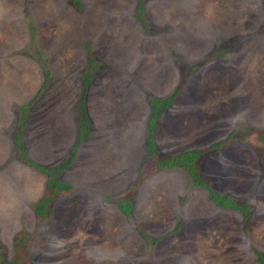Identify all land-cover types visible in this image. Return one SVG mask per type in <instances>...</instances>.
I'll list each match as a JSON object with an SVG mask.
<instances>
[{"label":"rangeland","instance_id":"obj_1","mask_svg":"<svg viewBox=\"0 0 264 264\" xmlns=\"http://www.w3.org/2000/svg\"><path fill=\"white\" fill-rule=\"evenodd\" d=\"M174 90L147 155L148 98ZM223 139L196 168L245 222L156 166ZM71 149L41 218L45 175L25 160ZM16 241L18 264H264V0H0V264Z\"/></svg>","mask_w":264,"mask_h":264},{"label":"trees","instance_id":"obj_2","mask_svg":"<svg viewBox=\"0 0 264 264\" xmlns=\"http://www.w3.org/2000/svg\"><path fill=\"white\" fill-rule=\"evenodd\" d=\"M138 8L139 7H137V9ZM44 77L46 79L47 74H44ZM86 84H87L86 82H83L82 94H83V91H84ZM45 86H46V82H45V80H43L41 83L40 89L37 91L35 97L37 96L38 92L41 89H43ZM176 94H177V90H174L170 95H168L162 99H156L153 97L148 98L149 114H148V118H147V122H146V139H145L146 154L147 155L156 154V150L154 148L153 137H152L154 129H155V125H156V120H157L158 116L170 104V102L173 100V98L176 96ZM82 101H83V99L81 96L80 101H79L78 110H77L78 114L80 116L79 130H78L79 135L75 138L74 146L78 145L81 142L82 135L85 132L86 127H87V118L85 115V111L83 108ZM30 102L27 103V106L29 105ZM27 106L21 107V110H22L21 118H20V120H21L20 126L21 127L24 125L23 122H24L25 110H26ZM14 141H15L16 147L19 150V152L22 151L23 147L21 145L19 136L14 137ZM227 142H228V139H223V140L216 141L215 143H213L211 145H208L205 150L188 149V150H182V151L176 152L174 154H171V155L163 158L159 162H157L156 166L159 168L177 167V168L185 170L186 173L188 174L190 180H191V183L194 186L202 187L205 189L206 197L210 202H212L214 205H216L217 207L222 208V209H229V210L238 211L239 213H241L242 220L245 222L246 221L245 219L248 216L247 206L244 204H237L230 197L213 191L210 188V184L200 176V174L198 173V170L196 168V160L198 159V157L202 153H204L205 151L210 150V149L219 148V147L225 145ZM68 153H69L68 157L60 165H58L57 167L52 168V169H48V168H45L43 166L35 165V164L31 163L30 161L25 160V162L27 164L31 165L36 171L45 175V182H44L45 191H44V194L42 195L41 199L36 201L32 206L34 213L41 218H43L44 216H46L49 213L50 203L55 198H57L61 194L65 193L70 188V186L67 183L60 181L55 177V174L58 171L63 170L68 166V164L70 163V161L74 155V150L71 149V150H69ZM118 208L124 214L129 212V206H128L127 201H119L118 202ZM138 233L140 236H144L143 233L139 230H138ZM156 240H158V239H156ZM13 249L15 250V255L6 264H18L17 258L19 256L20 249H21L20 241H16L15 243H13ZM255 254L257 257V261L260 264H263L261 254L258 253L257 251H255Z\"/></svg>","mask_w":264,"mask_h":264}]
</instances>
